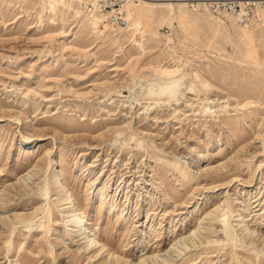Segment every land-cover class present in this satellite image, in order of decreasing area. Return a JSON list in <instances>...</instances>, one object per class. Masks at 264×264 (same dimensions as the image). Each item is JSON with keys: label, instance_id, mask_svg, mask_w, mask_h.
Wrapping results in <instances>:
<instances>
[{"label": "rangeland", "instance_id": "obj_1", "mask_svg": "<svg viewBox=\"0 0 264 264\" xmlns=\"http://www.w3.org/2000/svg\"><path fill=\"white\" fill-rule=\"evenodd\" d=\"M40 1L0 0V264H264V11L135 1L136 45Z\"/></svg>", "mask_w": 264, "mask_h": 264}, {"label": "bare ground", "instance_id": "obj_2", "mask_svg": "<svg viewBox=\"0 0 264 264\" xmlns=\"http://www.w3.org/2000/svg\"><path fill=\"white\" fill-rule=\"evenodd\" d=\"M136 2H140V3H144V4H147V1L145 0H135ZM135 1H132L126 5H124L121 9H120V12L123 14L125 20H126V23L125 25L127 24L128 27H130V30L133 31L132 33V42L136 45H140L141 44V37L143 36L144 34V26H143V23H144V20H145V14L144 13H140L139 14V19L137 21H133V18L130 16V13L128 12L129 11V8H131V6L133 5H136L137 3ZM153 1V0H152ZM156 1V0H155ZM157 1H163V2H168V4H170L171 6V9H172V12H173V15L177 12V9L175 7V3H170V2H179V1H183V0H157ZM40 2H42L44 8H51L52 10H55L57 8L58 5L60 4H63L65 5V2L63 0H41ZM82 4H84V2L82 1ZM99 10V12L97 11ZM86 11V10H85ZM79 14V12H77ZM84 14V13H83ZM177 15V14H176ZM89 16L91 18H93V20L95 22H93V25L95 27L96 30H98L99 32L102 33L101 29H105L107 30L108 28H110V23H112L110 20H109V16L107 13L103 12L100 10V7H99V3H98V0H95L91 6V11L89 13ZM235 19V18H234ZM41 20V19H40ZM236 21V19H235ZM237 22V21H236ZM115 24V23H113ZM238 24V23H237ZM239 25V24H238ZM240 26V25H239ZM241 27H245V26H241ZM97 32V31H96ZM180 61V60H179ZM177 64V63H176ZM160 66V65H159ZM161 70H164L163 73L165 75H173L176 73L177 69H164V68H161ZM159 80V78H158ZM160 81V80H159ZM166 81V80H165ZM197 84V83H196ZM173 86V83L171 82L170 83V88ZM210 102H213L212 100ZM208 104V103H207ZM54 160L52 159L51 160V164H50V167L49 169L51 170L54 166ZM55 167V166H54ZM59 179V173H57L56 171H54V173L52 174V180L53 181H57ZM73 197L72 194H69L66 198L68 204H70L71 206V209H72V220H71V224L78 230L82 229L83 226V219L81 217V213H80V209L76 207V205H73V202L71 200V198ZM226 229V228H225ZM85 239H86V247L87 248H91V247H94V246H98L99 243L98 241H96L93 237H92V230L90 228H85ZM228 235V234H227ZM179 243V242H177ZM175 243L173 245L176 246ZM185 244V243H184ZM236 245V244H235ZM179 246V245H178ZM177 246V247H178ZM182 246H186V245H182ZM237 246V245H236ZM235 246V248H236ZM101 249L100 250H103L104 249V246H101L100 247ZM175 251V250H174ZM173 251V252H174ZM236 264H238V260L236 261Z\"/></svg>", "mask_w": 264, "mask_h": 264}, {"label": "built area", "instance_id": "obj_3", "mask_svg": "<svg viewBox=\"0 0 264 264\" xmlns=\"http://www.w3.org/2000/svg\"><path fill=\"white\" fill-rule=\"evenodd\" d=\"M135 0H98L100 10L107 13L109 20L117 27L126 20L120 9ZM197 5L219 15H231L240 26H249L264 11V0H191Z\"/></svg>", "mask_w": 264, "mask_h": 264}]
</instances>
